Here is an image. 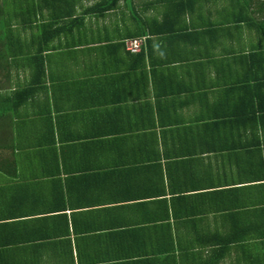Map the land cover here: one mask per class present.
<instances>
[{
  "label": "crops",
  "instance_id": "1",
  "mask_svg": "<svg viewBox=\"0 0 264 264\" xmlns=\"http://www.w3.org/2000/svg\"><path fill=\"white\" fill-rule=\"evenodd\" d=\"M108 1L20 29L45 74L0 111V264H264V1Z\"/></svg>",
  "mask_w": 264,
  "mask_h": 264
},
{
  "label": "trees",
  "instance_id": "2",
  "mask_svg": "<svg viewBox=\"0 0 264 264\" xmlns=\"http://www.w3.org/2000/svg\"><path fill=\"white\" fill-rule=\"evenodd\" d=\"M56 0H39L37 2L33 0H0V107L5 104H12L13 101L17 105L23 103L31 95H34L38 89V85L41 84L43 76L45 74V57H44V45L42 41L38 40L39 35L32 36L31 43L35 44L38 42V47L35 50L25 49L22 45H25L22 39L21 28L31 27L33 25L34 18H38V11L42 13L44 5L52 9L53 14L48 21L43 23L45 26L52 27L60 16L56 13L57 4ZM187 0H164L166 7L164 8L163 18L159 23H163L166 20L170 23L176 20V15L179 11V4L181 7L186 3ZM235 3L241 4V7L245 9L246 6L251 5L254 0H232ZM264 1V0H263ZM112 5L118 2V0L108 1ZM246 5V6H245ZM178 6V10H176ZM180 7V8H181ZM247 11V9H245ZM244 11V10H243ZM245 13V11H244ZM69 14L73 15L72 10H69ZM246 14V20L249 21L253 26H256L258 30L264 34V18L259 20L253 14ZM163 21V22H162ZM175 22V21H174ZM42 25V26H44ZM20 27V28H18ZM63 26H53L52 33H58ZM134 36H143L142 34H136ZM145 36V35H144ZM130 37V36H129ZM125 39V38H124ZM16 43H18L16 45ZM19 57L27 58L28 63L20 61ZM9 60H12L15 66H29L31 68V75L28 83L23 86L14 87L9 84L12 83V70H9L7 64ZM21 62V63H20ZM9 82L10 87L3 88V83ZM38 84V85H37ZM7 86V84H5ZM6 88H12L11 92L4 91ZM1 111V109H0Z\"/></svg>",
  "mask_w": 264,
  "mask_h": 264
},
{
  "label": "built area",
  "instance_id": "3",
  "mask_svg": "<svg viewBox=\"0 0 264 264\" xmlns=\"http://www.w3.org/2000/svg\"><path fill=\"white\" fill-rule=\"evenodd\" d=\"M126 48L131 51H140L146 42V36H130L124 39Z\"/></svg>",
  "mask_w": 264,
  "mask_h": 264
},
{
  "label": "rangeland",
  "instance_id": "4",
  "mask_svg": "<svg viewBox=\"0 0 264 264\" xmlns=\"http://www.w3.org/2000/svg\"><path fill=\"white\" fill-rule=\"evenodd\" d=\"M18 28H20V27H18ZM33 31H34V30H33ZM34 32H35V31H34ZM0 44H1V43H0ZM17 44H18V43H16V45H17ZM19 60L28 63L27 58L19 57ZM7 64L9 65V70H12V71H14L15 69L21 67V66H19V67L15 66V64L13 63L12 60H9ZM17 70H18V69H17ZM20 70H21V74H22V75H24V74H28V75L30 74V75H31V68H29V66H24L23 68H20ZM13 81H14V80H13ZM5 84H7V86H5ZM2 87H3V88H5V87H10V85L8 84V82H5V83H3V86H2ZM11 89H12V88H11ZM11 89H10V88H6V89H4V91H8V92H11V93H12ZM5 105H9V104L7 103V104H5ZM2 107H3V105H1L0 109H1Z\"/></svg>",
  "mask_w": 264,
  "mask_h": 264
}]
</instances>
